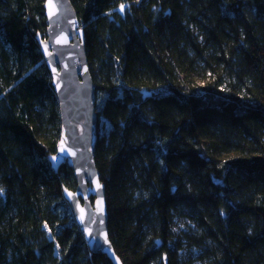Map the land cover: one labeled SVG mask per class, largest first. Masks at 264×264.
Here are the masks:
<instances>
[{"label": "trees", "instance_id": "16d2710c", "mask_svg": "<svg viewBox=\"0 0 264 264\" xmlns=\"http://www.w3.org/2000/svg\"><path fill=\"white\" fill-rule=\"evenodd\" d=\"M69 1L121 263L264 264V0ZM44 3L0 0V264H112L63 198L73 171L48 161L61 120Z\"/></svg>", "mask_w": 264, "mask_h": 264}, {"label": "water", "instance_id": "95a60500", "mask_svg": "<svg viewBox=\"0 0 264 264\" xmlns=\"http://www.w3.org/2000/svg\"><path fill=\"white\" fill-rule=\"evenodd\" d=\"M53 4L55 15L50 19L45 0L46 36L37 37L45 65L51 75L61 120V134L56 152L48 157V161L54 173L65 164L73 171L76 189L67 191L73 193L74 198L68 197L65 188L63 198L69 205L89 251L105 255L112 264H117V260L122 264L108 238L104 186L99 181L94 163L93 154L97 142L95 88L88 69L83 32L69 0H53ZM41 41L45 42L51 55L45 53V45ZM53 68L56 69L55 73ZM57 84L60 85L59 89ZM62 141L64 152L60 150ZM53 156L57 157V161L52 160ZM96 182L101 186L99 190ZM90 198H93V202ZM98 200L103 201L102 215L99 213ZM77 203L86 211L84 224L80 221ZM85 227L89 229L91 236L85 233ZM105 235L108 244L104 243Z\"/></svg>", "mask_w": 264, "mask_h": 264}, {"label": "snow or ice", "instance_id": "6c2138e0", "mask_svg": "<svg viewBox=\"0 0 264 264\" xmlns=\"http://www.w3.org/2000/svg\"><path fill=\"white\" fill-rule=\"evenodd\" d=\"M46 2H47V6L49 8V18L51 19L55 15V10H54L55 9V6L53 4V0H46ZM125 7L126 6L124 4H121L120 7H119V11L121 13H123L125 11ZM64 42H66V38L64 39ZM41 43H42V45H45V42L44 41H41ZM57 43H60V41H57ZM45 53L47 55H51V53L48 52V48H47L46 45H45ZM55 71H56V69L53 68V72L54 73H55ZM56 86H57V89H59L60 85L57 84ZM60 150H61V152H64L65 151V148L63 147V141H62V146H61V149ZM52 160L54 162L57 161V157L56 156H53L52 157ZM100 187H101L100 184L98 182H96V188H97V190H99ZM65 191H66V193H67V195H68V197L70 199L74 198V194L73 193L68 192L67 189H65ZM0 194H2V189H0ZM97 205H98L99 213L102 215L103 214V201L102 200H98L97 201ZM77 208L80 211V221H81L82 224H84L85 223L86 211H85L84 208L80 207L79 203H77ZM93 222H95V218H93ZM100 222L102 223L103 221H100ZM44 228L45 229H48V225L45 224L44 225ZM84 231H85L86 234H88V235L91 236V232L89 231V229L87 227H85ZM49 234L51 235V230L50 229H49ZM104 243L105 244H108L109 243L106 235H105V238H104ZM57 247H59V245H57ZM117 264H119V261L118 260H117Z\"/></svg>", "mask_w": 264, "mask_h": 264}]
</instances>
